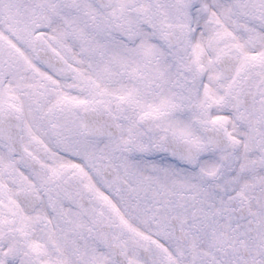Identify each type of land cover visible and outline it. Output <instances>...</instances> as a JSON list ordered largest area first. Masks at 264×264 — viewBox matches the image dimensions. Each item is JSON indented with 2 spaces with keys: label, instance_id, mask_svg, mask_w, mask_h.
<instances>
[{
  "label": "snow or ice",
  "instance_id": "6c2138e0",
  "mask_svg": "<svg viewBox=\"0 0 264 264\" xmlns=\"http://www.w3.org/2000/svg\"><path fill=\"white\" fill-rule=\"evenodd\" d=\"M0 264H264V0H0Z\"/></svg>",
  "mask_w": 264,
  "mask_h": 264
}]
</instances>
